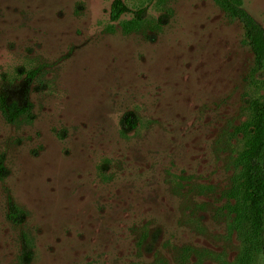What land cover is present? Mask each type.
Here are the masks:
<instances>
[{
  "label": "rangeland",
  "instance_id": "374dc122",
  "mask_svg": "<svg viewBox=\"0 0 264 264\" xmlns=\"http://www.w3.org/2000/svg\"><path fill=\"white\" fill-rule=\"evenodd\" d=\"M114 1L0 0V264H264L225 194L264 64L215 0Z\"/></svg>",
  "mask_w": 264,
  "mask_h": 264
},
{
  "label": "trees",
  "instance_id": "16d2710c",
  "mask_svg": "<svg viewBox=\"0 0 264 264\" xmlns=\"http://www.w3.org/2000/svg\"><path fill=\"white\" fill-rule=\"evenodd\" d=\"M220 8L230 17L237 20L244 31L246 43L254 56L258 68L264 64V30L253 16L236 0H215ZM127 11V7L120 0H116L110 7V17L117 20ZM140 20L127 21L122 25L125 33L140 29ZM29 105L19 106L17 103H7L0 95V112L8 122H14L19 117L29 114ZM250 114L246 122L237 128L241 135L240 146L233 159V173L230 186L225 194L236 200L233 211L239 214L241 224L248 228L249 238L253 245L264 251V96L250 101ZM203 185H189L187 193L193 190L202 193ZM190 198V197H189ZM188 198V199H189ZM191 200V199H189ZM137 264H165V258L160 252L152 254L151 260ZM151 256V255H149Z\"/></svg>",
  "mask_w": 264,
  "mask_h": 264
}]
</instances>
